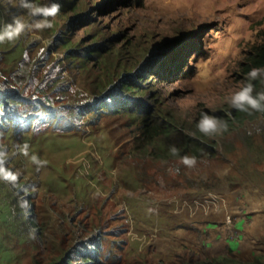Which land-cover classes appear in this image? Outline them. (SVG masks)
Wrapping results in <instances>:
<instances>
[{
    "label": "rangeland",
    "instance_id": "1",
    "mask_svg": "<svg viewBox=\"0 0 264 264\" xmlns=\"http://www.w3.org/2000/svg\"><path fill=\"white\" fill-rule=\"evenodd\" d=\"M168 1L57 0L51 29L0 44V94L19 97L0 129L16 176L0 179V264L49 261L95 235L101 264L264 251V114L212 137L196 127L202 112L233 117L228 99L264 42V0ZM19 4L0 0V25L32 21ZM185 134L210 145L191 168L189 152L168 151Z\"/></svg>",
    "mask_w": 264,
    "mask_h": 264
},
{
    "label": "trees",
    "instance_id": "2",
    "mask_svg": "<svg viewBox=\"0 0 264 264\" xmlns=\"http://www.w3.org/2000/svg\"><path fill=\"white\" fill-rule=\"evenodd\" d=\"M26 57H22L19 60V66L12 72L11 75H15L16 81H20V78L22 77V72H25L26 68ZM252 64L248 71H250L252 68H264V42L262 45H260L257 49L255 54L252 57L251 60ZM16 73V74H14ZM258 82V83H257ZM256 85L263 86L264 84L261 83V81H256ZM126 90H135L134 86L132 84H129L126 82V85L124 86ZM262 88H255V91H261ZM2 88L0 89V92H2ZM255 94V93H254ZM4 96V97H3ZM18 96H8V95H1L0 94V129H3L6 127V124L12 123L10 121V115L12 113L11 111V103L14 100H17ZM10 102V104H9ZM233 117H231L229 120H226L225 122L227 125H231L235 123V121H242L244 117H247L246 112H240L235 109H231ZM251 114L257 115L261 112L252 111ZM264 114V113H261ZM143 123L145 125V130H150V127H147V119L143 118ZM169 132L170 129L166 128L165 132ZM169 137H172V133L166 134ZM179 142L173 143L171 146L168 147V151H170V148L172 146H175L179 151L176 155H183L186 151L191 154V156L198 157L201 152L210 151L209 144L203 140V138H197L192 135H181L178 137ZM28 219H30V216L27 214ZM33 232H36L37 225L34 222V220H31ZM191 226L195 225H188L186 226V231L188 230L191 233ZM38 231V230H37ZM192 234V233H191ZM190 237L191 235L188 234ZM100 239L99 235L90 236L87 238V240H84L74 247H72L70 250L64 252L63 255L57 256L52 260L47 261L42 260L39 261L37 257H39L37 254L34 255L32 264H101L99 253L97 252V240ZM94 240V242H93ZM202 251V250H201ZM179 255V254H177ZM180 256V255H179ZM74 258H78L80 261L78 262H72ZM173 264H264V251L258 254H255L253 256V259L248 260H242L237 255L233 254L231 249H228L227 253L225 254H218L214 256H209L203 252H195L190 251L188 256H180L178 257V260L174 262Z\"/></svg>",
    "mask_w": 264,
    "mask_h": 264
},
{
    "label": "clouds",
    "instance_id": "3",
    "mask_svg": "<svg viewBox=\"0 0 264 264\" xmlns=\"http://www.w3.org/2000/svg\"><path fill=\"white\" fill-rule=\"evenodd\" d=\"M19 7L27 11V14L33 18L32 21L26 22L22 16H13L11 22L0 25V44L15 42L22 35L34 30L51 29L53 27L52 20L59 15L61 9L57 0H51L50 3L45 4H37L35 0H20ZM246 79L248 82L234 91L228 99L230 107L240 112L264 113V89L256 92L255 85L252 83V81L259 80L264 84V68H252L247 73ZM196 127L200 133L212 137L227 131L228 125L219 118L202 112ZM20 151L24 156H28V145L25 144ZM178 151L175 146L170 148L173 155H176ZM5 156L6 153L0 151V179L14 181L16 179L15 174L4 166ZM31 160L37 165L43 163L36 155H32ZM180 162L191 168L197 160L194 156L184 155L180 158Z\"/></svg>",
    "mask_w": 264,
    "mask_h": 264
},
{
    "label": "bare ground",
    "instance_id": "4",
    "mask_svg": "<svg viewBox=\"0 0 264 264\" xmlns=\"http://www.w3.org/2000/svg\"><path fill=\"white\" fill-rule=\"evenodd\" d=\"M158 1H162V0H158ZM173 1L172 0H169L168 3H172ZM160 3V2H159Z\"/></svg>",
    "mask_w": 264,
    "mask_h": 264
},
{
    "label": "crops",
    "instance_id": "5",
    "mask_svg": "<svg viewBox=\"0 0 264 264\" xmlns=\"http://www.w3.org/2000/svg\"><path fill=\"white\" fill-rule=\"evenodd\" d=\"M188 219V218H187ZM176 221H178V219L176 220ZM184 231V230H183Z\"/></svg>",
    "mask_w": 264,
    "mask_h": 264
}]
</instances>
